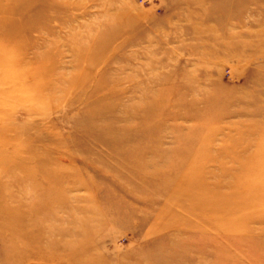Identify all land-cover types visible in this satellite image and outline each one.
Segmentation results:
<instances>
[{"label": "rangeland", "instance_id": "obj_1", "mask_svg": "<svg viewBox=\"0 0 264 264\" xmlns=\"http://www.w3.org/2000/svg\"><path fill=\"white\" fill-rule=\"evenodd\" d=\"M191 160L264 172V0H0V264H264L154 191Z\"/></svg>", "mask_w": 264, "mask_h": 264}, {"label": "bare ground", "instance_id": "obj_2", "mask_svg": "<svg viewBox=\"0 0 264 264\" xmlns=\"http://www.w3.org/2000/svg\"><path fill=\"white\" fill-rule=\"evenodd\" d=\"M132 140V139H131ZM126 150V149H125ZM127 160L135 158L130 157L129 153L123 154ZM250 160L248 169L237 173L236 183L234 185L224 184L223 182H217L222 187L227 188V192H221L219 185L208 184L209 176L203 173L197 174L199 170L192 166L193 160L183 164L181 170L174 171L173 168L168 170H153L148 175L149 183H152L160 175H165L164 178H169L170 182L166 187L156 188L154 191L157 194H164L170 201H175L182 209H186L191 212H198V215L204 216L202 220L204 223H208L206 218L207 213L215 212L217 206L221 207L224 211H233L236 209L238 212L237 217L240 216L243 221L251 224H258L264 222V172L261 167H257L254 162ZM254 163V164H253ZM203 171V170H201ZM196 175L198 177H196ZM207 178V179H206ZM147 181V182H148ZM234 201V202H231ZM242 211H248L245 215ZM205 213V214H204ZM202 214V215H201ZM242 214V215H241ZM231 215V214H230ZM222 234L230 233L228 228L215 227ZM251 232V231H250ZM244 233L246 239H250L252 234ZM253 239V238H252ZM254 240V239H253ZM262 242L261 240H258ZM259 242V243H260ZM243 244H248L250 249L257 251L262 248L259 243L247 241L243 239ZM240 243V245H242ZM264 245V243L262 242ZM240 247V246H239ZM241 248V247H240Z\"/></svg>", "mask_w": 264, "mask_h": 264}]
</instances>
